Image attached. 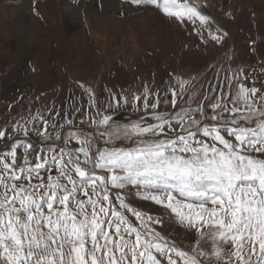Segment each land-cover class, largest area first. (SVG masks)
<instances>
[{"label": "snow or ice", "instance_id": "snow-or-ice-1", "mask_svg": "<svg viewBox=\"0 0 264 264\" xmlns=\"http://www.w3.org/2000/svg\"><path fill=\"white\" fill-rule=\"evenodd\" d=\"M126 2L202 44L228 36L199 0ZM225 62L102 97L76 81L67 103L0 122V264H264V60Z\"/></svg>", "mask_w": 264, "mask_h": 264}, {"label": "rangeland", "instance_id": "rangeland-1", "mask_svg": "<svg viewBox=\"0 0 264 264\" xmlns=\"http://www.w3.org/2000/svg\"><path fill=\"white\" fill-rule=\"evenodd\" d=\"M22 1L0 0V122L26 111L35 97L40 99L33 112L45 104L67 103L71 92L80 95L76 81L102 97L105 85H163L169 73L189 76L213 64L227 67L226 53L233 57V68L251 69L264 60V0H199L206 5L204 13L228 32L223 46L202 44L190 26L178 25L154 6L136 7L126 0H36L35 5L29 0L22 27ZM67 3L80 14L67 17ZM208 76L214 78L215 71ZM129 112L117 119L127 121ZM136 206L163 212L150 202ZM169 233L186 236L176 225L167 226Z\"/></svg>", "mask_w": 264, "mask_h": 264}, {"label": "bare ground", "instance_id": "bare-ground-1", "mask_svg": "<svg viewBox=\"0 0 264 264\" xmlns=\"http://www.w3.org/2000/svg\"><path fill=\"white\" fill-rule=\"evenodd\" d=\"M22 5H23L24 17L21 20V26L23 27L27 23V16H28V11H29V0H23L22 1ZM65 5H67L66 9L68 10L66 12L67 17H68V15H70V16H78V14H80V11H79V9L77 7H72V6L70 7L69 3H67ZM115 11H116V8H115V5L113 4L112 5V12L114 13Z\"/></svg>", "mask_w": 264, "mask_h": 264}]
</instances>
